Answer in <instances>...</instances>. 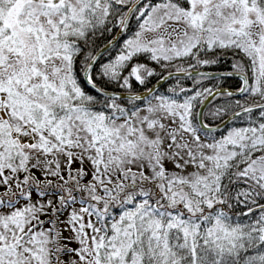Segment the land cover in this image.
<instances>
[{"label": "snow or ice", "instance_id": "snow-or-ice-1", "mask_svg": "<svg viewBox=\"0 0 264 264\" xmlns=\"http://www.w3.org/2000/svg\"><path fill=\"white\" fill-rule=\"evenodd\" d=\"M0 264H264V0H0Z\"/></svg>", "mask_w": 264, "mask_h": 264}]
</instances>
